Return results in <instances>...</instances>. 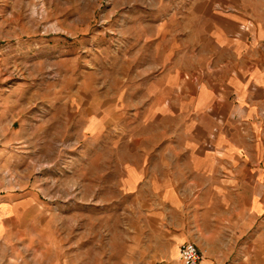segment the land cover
<instances>
[{
    "label": "rangeland",
    "instance_id": "1",
    "mask_svg": "<svg viewBox=\"0 0 264 264\" xmlns=\"http://www.w3.org/2000/svg\"><path fill=\"white\" fill-rule=\"evenodd\" d=\"M190 1L0 0V264L171 260L146 180L184 143Z\"/></svg>",
    "mask_w": 264,
    "mask_h": 264
},
{
    "label": "crops",
    "instance_id": "2",
    "mask_svg": "<svg viewBox=\"0 0 264 264\" xmlns=\"http://www.w3.org/2000/svg\"><path fill=\"white\" fill-rule=\"evenodd\" d=\"M184 8L183 21L203 26L194 59L176 70L193 96L168 100L187 124L184 143L151 164L150 215L174 244L166 264L184 243L197 264H264V0Z\"/></svg>",
    "mask_w": 264,
    "mask_h": 264
},
{
    "label": "built area",
    "instance_id": "3",
    "mask_svg": "<svg viewBox=\"0 0 264 264\" xmlns=\"http://www.w3.org/2000/svg\"><path fill=\"white\" fill-rule=\"evenodd\" d=\"M200 252L192 243H184L179 246L174 264H197Z\"/></svg>",
    "mask_w": 264,
    "mask_h": 264
}]
</instances>
